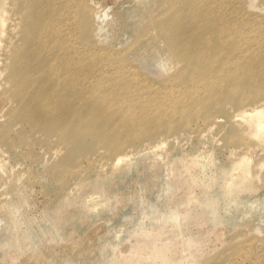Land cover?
Wrapping results in <instances>:
<instances>
[{
	"label": "rangeland",
	"instance_id": "rangeland-1",
	"mask_svg": "<svg viewBox=\"0 0 264 264\" xmlns=\"http://www.w3.org/2000/svg\"><path fill=\"white\" fill-rule=\"evenodd\" d=\"M89 4L101 120L55 145L0 114V264H264V0Z\"/></svg>",
	"mask_w": 264,
	"mask_h": 264
},
{
	"label": "bare ground",
	"instance_id": "bare-ground-1",
	"mask_svg": "<svg viewBox=\"0 0 264 264\" xmlns=\"http://www.w3.org/2000/svg\"><path fill=\"white\" fill-rule=\"evenodd\" d=\"M90 1L11 0L9 10L0 9V114L12 111L51 144L67 143L79 130L89 132L92 122L101 120V109L91 114L96 105L93 90H102L106 83L95 82L90 72L87 37L89 20L94 18ZM203 46L208 53L217 49L209 43ZM228 88L232 89V80L224 81L214 94L229 92ZM243 117L249 138L264 146V103L244 110ZM99 140L110 142L111 134Z\"/></svg>",
	"mask_w": 264,
	"mask_h": 264
}]
</instances>
